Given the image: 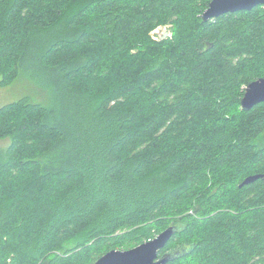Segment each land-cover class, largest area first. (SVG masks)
Returning a JSON list of instances; mask_svg holds the SVG:
<instances>
[{"label":"trees","instance_id":"obj_1","mask_svg":"<svg viewBox=\"0 0 264 264\" xmlns=\"http://www.w3.org/2000/svg\"><path fill=\"white\" fill-rule=\"evenodd\" d=\"M209 1L4 0L0 87L47 102L0 105V264H92L170 224L168 264H264V178L239 187L264 175V102L186 131L264 77V6L204 22Z\"/></svg>","mask_w":264,"mask_h":264},{"label":"water","instance_id":"obj_2","mask_svg":"<svg viewBox=\"0 0 264 264\" xmlns=\"http://www.w3.org/2000/svg\"><path fill=\"white\" fill-rule=\"evenodd\" d=\"M258 5L264 6V0H210L208 6L202 12L201 18L205 22L226 13L251 10ZM167 35V32H165L162 38H165ZM261 102H264V77L252 80L245 86L241 98V107L244 110H249ZM261 177L264 178V175L255 174L247 176L239 184V187ZM174 232L175 230L169 227L153 239L144 241L131 249H112L100 256L93 264H166L171 258L165 255L158 259V252L166 245Z\"/></svg>","mask_w":264,"mask_h":264},{"label":"rangeland","instance_id":"obj_3","mask_svg":"<svg viewBox=\"0 0 264 264\" xmlns=\"http://www.w3.org/2000/svg\"><path fill=\"white\" fill-rule=\"evenodd\" d=\"M27 1H28L27 4H30V5L33 4L32 0H27ZM3 6H4V0H0V11ZM26 10L27 9H24L23 13ZM173 31H174V24L167 22V23L157 25L155 28L148 31L147 35L152 40L158 41L160 39H163L162 35L165 32H167L168 34L167 36H165V38L167 37L172 38ZM248 66H246L245 68H247ZM236 89L237 90L242 89L244 93L245 85H241L237 88L229 89L227 91L223 90L222 88L215 89L216 92L213 93V97L215 100V102L213 103V106L208 108V110L205 113L200 114L199 116H194L190 118L189 122L187 123L188 127L186 131L189 130V125H191L193 128L198 127L199 129L205 128V129L211 130L216 125L215 123L219 119H225L231 116L238 117V114H240L239 111L242 110V107H241V104L236 105L237 104V98H235ZM23 95L29 96L30 99L34 102H39V103L47 102V94H45V91L41 87V85L28 77L22 76L19 79L15 80V82L11 84L10 86L0 87V105L6 102L14 101ZM196 134H197V137L194 141L196 140L199 141L202 139L209 140L206 134H203L202 132H199V133L196 132ZM9 143H10V138L0 139V151L4 150L9 145ZM173 243L178 244L180 243V241H178L177 239V242L174 240ZM94 262H92V264Z\"/></svg>","mask_w":264,"mask_h":264},{"label":"flooded vegetation","instance_id":"obj_4","mask_svg":"<svg viewBox=\"0 0 264 264\" xmlns=\"http://www.w3.org/2000/svg\"><path fill=\"white\" fill-rule=\"evenodd\" d=\"M169 227H172L175 231L178 229V227H180L178 224H170ZM167 227V228H169ZM171 238V237H170ZM170 240V239H169ZM169 242V241H168ZM168 242L166 243V245L161 248L158 252V259H160L161 257L165 256V255H168L171 260L175 259L176 257L178 256H181L183 255L184 253H186L188 251V245L187 244H183L181 247H178L177 249H171L167 244ZM170 260V261H171ZM169 261V262H170ZM168 262V263H169ZM166 263V264H168Z\"/></svg>","mask_w":264,"mask_h":264}]
</instances>
